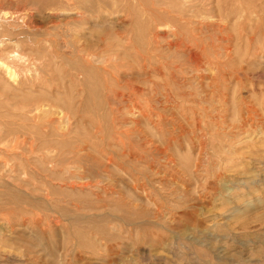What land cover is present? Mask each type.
<instances>
[{
    "label": "rangeland",
    "instance_id": "rangeland-1",
    "mask_svg": "<svg viewBox=\"0 0 264 264\" xmlns=\"http://www.w3.org/2000/svg\"><path fill=\"white\" fill-rule=\"evenodd\" d=\"M0 264H264V0H0Z\"/></svg>",
    "mask_w": 264,
    "mask_h": 264
},
{
    "label": "bare ground",
    "instance_id": "bare-ground-1",
    "mask_svg": "<svg viewBox=\"0 0 264 264\" xmlns=\"http://www.w3.org/2000/svg\"><path fill=\"white\" fill-rule=\"evenodd\" d=\"M22 19V18H21ZM18 57V56H17ZM6 85V84H5ZM10 89V88H9ZM35 99V98H34Z\"/></svg>",
    "mask_w": 264,
    "mask_h": 264
}]
</instances>
